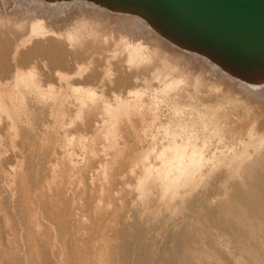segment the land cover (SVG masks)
<instances>
[{"label":"rangeland","instance_id":"374dc122","mask_svg":"<svg viewBox=\"0 0 264 264\" xmlns=\"http://www.w3.org/2000/svg\"><path fill=\"white\" fill-rule=\"evenodd\" d=\"M74 16L0 12V264H156L242 182L260 147L245 125L264 107L174 50L130 56L109 17ZM230 231L210 234L214 262Z\"/></svg>","mask_w":264,"mask_h":264},{"label":"bare ground","instance_id":"6f19581e","mask_svg":"<svg viewBox=\"0 0 264 264\" xmlns=\"http://www.w3.org/2000/svg\"><path fill=\"white\" fill-rule=\"evenodd\" d=\"M15 4L21 5L16 8V11H11L13 7L15 8ZM49 10H54V13L48 12ZM0 12H2L4 16L11 15L21 17V15H29L32 17V20H34H30L32 24L47 23L49 25L53 24L52 22L56 19L62 21L65 18L68 19V22H70L71 19L69 17H75L74 15L79 16V18L75 19L89 16L91 13L92 15L95 14L96 16L106 20H108L107 18L109 17L112 24V28L110 29L113 31L112 33L115 32V39L117 40L119 38V43L126 46V50L130 56L137 57L139 55H143L147 51V48H150L149 45L153 44L157 45L161 50L169 54H172L174 51L179 52L184 55L182 58V63L191 64L195 67V69H200L199 67L204 64L208 70H205L203 73H206L209 78L215 80V74H213L214 72L225 78V85L227 88H231V91L240 103L244 102L246 105H251V108H254L257 111H261V109L264 107V100L255 101L248 99H258L264 95V91L262 90V87L264 86V77L258 81H251L228 71L227 74L223 71L222 67L218 65L216 66V64L212 63L205 57L193 52L176 48L172 44L162 40L144 21L135 16L114 13L84 1L54 3L44 0H0ZM51 48H53L52 45ZM55 49L61 51L62 48L58 47ZM262 114L263 113H261L259 116ZM258 117L253 116L252 119L247 121L251 122L248 125H245V131H247L249 140H254V142L258 141L260 147L256 149L258 151L257 158L243 169L242 182L233 185L227 200L223 202L221 201L220 206L210 210L209 215L205 216V214H203L197 219L198 224L202 222V225L198 227L193 226V231H190V233L186 236L178 235L177 246L176 248H172L174 252L173 255H171L172 250L170 252L171 254L169 252H166L167 254L163 252L162 254L161 252V256L158 257L156 264H162L164 262V258H162L164 255H168V264H221V262H218V256L215 257L216 262L213 261L214 249H211L212 243L210 241V234L215 229L216 233L221 236L219 231L227 228L231 229L230 232L234 238V246L229 255L226 254L228 256V263L226 264H264V150H260L264 147V141L261 140L264 137L259 135L261 133L259 130L264 128V116L262 115L260 118ZM169 237L167 240H169ZM188 238L192 240H189ZM216 238L219 239L218 237ZM123 240L124 246L120 256L122 261L126 260L128 257H132L133 260H135L134 256H137L136 252L138 247L135 248L134 246L133 249L131 240L128 241L124 238ZM222 240L225 241L224 238H222ZM138 241L140 242V240ZM202 241H204L206 244L204 252L201 250V248L199 249L200 243ZM167 243L169 242L167 241ZM141 246L142 245L140 244L139 247ZM195 246L196 251L191 252V249ZM236 251L239 254L238 258ZM143 253L146 255L145 260L151 262L150 259L152 254L148 256L145 249ZM143 253L142 255H144ZM155 257L156 254L154 255V258ZM241 258L244 259V262H241Z\"/></svg>","mask_w":264,"mask_h":264},{"label":"water","instance_id":"95a60500","mask_svg":"<svg viewBox=\"0 0 264 264\" xmlns=\"http://www.w3.org/2000/svg\"><path fill=\"white\" fill-rule=\"evenodd\" d=\"M44 1H84L135 16L162 40L205 57L227 74L251 81L264 77V0Z\"/></svg>","mask_w":264,"mask_h":264}]
</instances>
